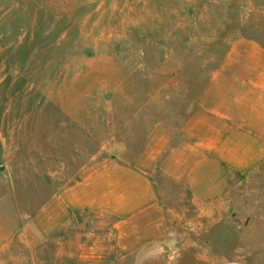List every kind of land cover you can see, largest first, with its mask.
I'll return each mask as SVG.
<instances>
[{"label": "rangeland", "instance_id": "obj_1", "mask_svg": "<svg viewBox=\"0 0 264 264\" xmlns=\"http://www.w3.org/2000/svg\"><path fill=\"white\" fill-rule=\"evenodd\" d=\"M249 44L264 48V0H0V259L264 264V181L200 208L155 166L193 103L218 139L204 114L242 94L225 65ZM166 188L182 199L145 198ZM109 189L115 253L87 212Z\"/></svg>", "mask_w": 264, "mask_h": 264}, {"label": "crops", "instance_id": "obj_2", "mask_svg": "<svg viewBox=\"0 0 264 264\" xmlns=\"http://www.w3.org/2000/svg\"><path fill=\"white\" fill-rule=\"evenodd\" d=\"M244 46L241 50L243 57L241 66L225 65L227 80L241 88L242 94L240 96L238 93L235 94L233 100L228 98L223 106L211 108L204 114L211 122H215L210 127V133L218 139H207L203 142L198 136L202 120L200 108H205H202L201 104L193 103L191 109L195 112L192 114H190L191 111L188 112L190 114L188 121L169 133L168 142L177 147L172 146L168 150V157L162 160L163 163L155 165L157 168L159 166L162 168V174L167 183L170 179L173 180L175 182L173 184H177L179 189L185 191L187 198L200 208L202 201L221 198L234 178H241L243 203L250 198L249 190L246 191L247 185L254 184L256 180L257 183L264 181V48L254 44ZM171 169L178 170L171 171ZM179 169L188 171L183 175ZM146 181L149 188L153 190L154 182L147 179ZM147 189L146 199L163 201L182 199L180 194L176 195L173 190L167 188L158 195ZM133 193L137 194V191ZM102 201H104L103 204ZM95 202L98 204L97 207L94 206ZM95 202L89 205L87 212L99 218L109 217V228L105 227L102 234L103 240L115 243L109 246L115 253L117 191L115 189H109L108 192L98 191ZM93 219H91L92 223ZM73 220L68 218L66 225ZM37 230L35 240L46 244L44 230ZM49 232L51 234L49 246H51L50 244L54 243L52 241L54 233L52 230ZM64 254L66 256L69 254L71 259L73 258L71 250ZM0 264L52 263L38 260L34 256H11L1 257Z\"/></svg>", "mask_w": 264, "mask_h": 264}]
</instances>
